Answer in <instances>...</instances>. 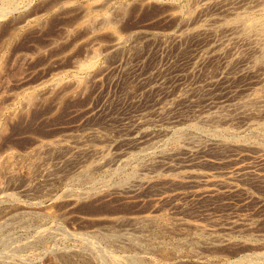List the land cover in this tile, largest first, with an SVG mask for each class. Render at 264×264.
I'll use <instances>...</instances> for the list:
<instances>
[{
	"label": "rangeland",
	"instance_id": "1",
	"mask_svg": "<svg viewBox=\"0 0 264 264\" xmlns=\"http://www.w3.org/2000/svg\"><path fill=\"white\" fill-rule=\"evenodd\" d=\"M59 2L44 10L43 0H18L0 18V115L20 110L42 84L67 88L57 106L46 102L29 121L6 123L0 173L13 158L17 176L0 174V264H264V67L245 75L264 55V22L245 30L244 20L263 15L264 0ZM89 4L98 6L93 19L111 14L94 37L73 31L86 19L77 10ZM111 32L121 40L114 47ZM89 61L95 66L77 69ZM246 109L252 115L241 118ZM35 138L55 148L25 178L23 151ZM204 160L217 164L193 169L217 191L206 199L191 196L182 174ZM132 169L183 184L157 183L124 203L68 206ZM83 172L91 178L79 181ZM151 208L155 225L132 222Z\"/></svg>",
	"mask_w": 264,
	"mask_h": 264
},
{
	"label": "bare ground",
	"instance_id": "2",
	"mask_svg": "<svg viewBox=\"0 0 264 264\" xmlns=\"http://www.w3.org/2000/svg\"><path fill=\"white\" fill-rule=\"evenodd\" d=\"M42 1V0H41ZM68 1V0H67ZM91 2L95 1V0H90ZM105 1V0H104ZM109 2V1H108ZM58 4L60 3L59 0H43V4L41 5L42 8L45 7L44 10H48V9H51L54 4ZM41 4V3H40ZM55 4V5H56ZM93 7L92 4H89ZM104 5V4H103ZM81 8L83 5H80ZM17 7H18V0H0V18L2 19H8L9 18V14L12 13V11L14 12V10H17ZM40 7V6H39ZM40 7V8H41ZM91 9L89 8H82L80 10H77L78 12H80V14L83 16V18H86L83 22V24L79 27H76L73 31L74 32H80L81 29H83L84 31H86L87 33H89L91 36L94 37V32L95 31H98L100 29H103L105 27H108L110 25V19L111 17L109 15L111 14H108L107 15H102L100 18H92L93 16V12L92 11H95V7H98L95 5V7H93ZM39 8V9H40ZM55 8V7H54ZM80 8V7H78ZM38 9V8H37ZM99 9V8H98ZM115 9V8H114ZM120 10V9H119ZM37 11V10H36ZM40 11V10H38ZM42 11V10H41ZM46 12V11H45ZM121 12L123 13V11L121 10ZM119 12V13H121ZM72 13V12H71ZM113 13V12H112ZM38 14V13H37ZM246 14V13H245ZM248 14V13H247ZM80 15V16H81ZM120 15V14H119ZM244 15V14H243ZM242 15V16H243ZM100 16V15H99ZM97 16V17H99ZM240 16V15H239ZM247 16V18H246ZM244 19L245 20V30H246V27L250 28L251 26H255V25H258L260 28L263 27V22L261 20V18L264 17V14L261 15V16H249V15H246ZM40 17V16H39ZM42 17V16H41ZM114 17V16H113ZM241 17V16H240ZM25 18V17H24ZM83 18L81 19L83 21ZM35 19V18H34ZM38 19V18H37ZM115 19V18H114ZM123 19V18H122ZM39 20V19H38ZM80 20V21H81ZM113 20V19H112ZM8 22V21H7ZM38 22V21H37ZM233 23L235 22L232 21ZM237 22H239L237 20ZM262 22V23H260ZM11 23L10 25L13 24V20H10ZM43 23V22H42ZM82 23V22H81ZM41 24V23H40ZM79 24V23H78ZM113 24V23H112ZM244 24V23H243ZM19 26V25H18ZM41 26V25H40ZM76 26V25H75ZM112 26V25H111ZM242 26V24H241ZM244 27V25H243ZM242 27V29H243ZM5 28V27H4ZM74 28V27H73ZM252 28V27H251ZM12 29V28H11ZM244 31V30H243ZM16 32V31H15ZM71 32V31H70ZM73 32V33H74ZM85 32V33H86ZM72 33V34H73ZM86 33V35H87ZM71 33H68L66 34L67 36H69ZM111 36V39H112V47L120 44L119 42L121 41L119 38L116 37L115 33L114 32H111L109 34ZM71 36V35H70ZM198 36V35H197ZM92 39V38H91ZM249 40V39H248ZM5 42V41H4ZM56 42V41H55ZM111 47V45H110ZM3 48V47H2ZM258 48V47H257ZM262 49V48H261ZM94 53V52H93ZM264 54V52L262 53ZM253 56V55H252ZM1 57V56H0ZM256 57V56H255ZM258 57V56H257ZM97 60V59H96ZM96 62V61H95ZM97 64V63H96ZM248 64V63H247ZM1 65V63H0ZM93 65V61H89L85 64H82V65H77L78 66V70H86V69H89V67H92ZM95 66V65H93ZM249 66V65H248ZM247 66V67H248ZM256 66L257 67H264V55H261L259 56L258 58L254 59L253 62H252V65L251 67L249 66L248 67V70H246L247 68H245V75L247 76H253L255 74V71H256ZM1 67V66H0ZM76 70V69H75ZM259 71V70H258ZM262 71V69H261ZM264 71V70H263ZM98 72V71H97ZM243 72V71H242ZM241 73V72H240ZM256 75V74H255ZM214 76V75H213ZM82 77V76H81ZM84 77V76H83ZM60 80V79H58ZM47 83V82H45ZM50 83V82H49ZM58 82H56L57 84ZM48 84V83H47ZM41 85V84H40ZM42 85H44L42 87ZM41 85V88L38 89V91L36 93H28L24 96V99L21 103V108L20 110H16L12 113H10L7 117L2 114L0 115V150H6V145L7 143H5L6 141H4V131H5V127H6V123H15V124H19V123H24V122H27L29 121L30 119L34 118V112L40 108L43 107V105L46 103V102H56V106L60 103V100L61 98L59 96L61 95H64L65 94V91L67 88L65 87H60L58 86L57 84V87H53V88H49V87H46L45 84H42ZM55 85V84H54ZM72 85V84H71ZM50 86V85H49ZM53 86V85H52ZM74 86H76L74 89H78L82 86V83L81 82H77L74 84ZM215 86V85H214ZM39 88V87H38ZM34 89V88H33ZM37 89V88H36ZM69 89V88H68ZM35 90V89H34ZM70 90V89H69ZM73 90V89H72ZM83 90V89H82ZM81 90V91H82ZM68 91V90H67ZM257 91V89H256ZM75 92V91H74ZM73 92V93H74ZM80 92V91H79ZM3 93V92H2ZM72 93V94H73ZM254 93V92H253ZM1 94V93H0ZM71 94V95H72ZM76 95V94H75ZM264 95V94H263ZM73 96V95H72ZM62 97V96H61ZM242 97V96H241ZM254 97V96H253ZM11 98V97H10ZM59 98V99H58ZM17 99V98H16ZM255 98H253L254 100ZM257 99V98H256ZM260 99V98H258ZM50 100V101H48ZM56 100V101H55ZM251 101V100H249ZM4 102V99L3 97L0 96V104H2ZM248 105L251 104V102L247 103ZM240 105H242V103H240ZM245 104L243 103L242 107H244ZM241 108V107H240ZM245 108V107H244ZM15 110V109H14ZM241 115L240 117L241 118H248L249 116L252 115V113L250 112L249 109H246L244 111H241ZM1 113V111H0ZM215 115V114H214ZM212 117V116H211ZM220 117V116H219ZM215 117H212L210 118L211 119H214ZM224 118V117H223ZM252 118V117H251ZM221 121V120H220ZM32 123V122H31ZM14 124V125H15ZM27 125V124H26ZM8 126V125H7ZM260 126V125H259ZM37 127V126H36ZM8 129V128H7ZM26 131V130H25ZM35 135V134H33ZM26 137V136H25ZM36 139V140H35ZM33 139L32 141V144L29 145V147L23 151V153H25L29 159V166L28 167H25L23 170H24V177L25 178H28V177H31V175L34 173L33 171L36 169V165H41L42 164V158H43V155L44 154H47L48 152L51 153V151L53 150L54 151V148L55 146L53 145L52 142H46V141H42V140H37V138ZM241 139V138H240ZM30 141V140H29ZM57 142V141H56ZM5 144V146H3ZM9 147V146H8ZM96 149V148H95ZM100 150V149H99ZM52 151V152H53ZM63 151V150H62ZM94 151V150H93ZM184 151V150H183ZM61 152V150H60ZM97 153H99L97 150L95 151ZM217 152V151H216ZM221 152V151H220ZM225 152V151H224ZM64 153V152H63ZM76 153V152H75ZM90 153V152H89ZM88 153V154H89ZM100 153H103L102 151ZM185 155H189L188 153H191V152H187L184 151L183 152ZM194 153V152H193ZM104 154V153H103ZM115 154V153H114ZM20 155V154H19ZM102 155V154H101ZM113 155V154H112ZM12 156V155H11ZM88 156V155H87ZM99 156V154H98ZM117 156V155H116ZM192 155H189L188 156V161H193L192 160ZM22 157V156H21ZM187 157V156H186ZM17 158V157H16ZM52 158V157H51ZM114 158V157H113ZM119 158V157H118ZM5 159V158H4ZM108 159H110V157H108V155H105V157L103 158L104 162L105 161H109ZM116 159V157H115ZM15 159L13 158H8V159H5V161L3 162V169L1 170L2 173H0L1 175L5 176V178H13L15 176H17V174L15 173L14 171V164L15 163ZM44 162V161H43ZM102 162V160L100 161ZM98 163V162H97ZM191 164L185 166V170L182 172V174L184 175L185 178H188L190 179V181H187V182H184V184H188L193 190L191 191V196H194L196 198H207V197H213L214 195H216L217 191L212 189L211 187L213 186V184L208 180V175H206L205 173H199L194 169V166H199V165H217L215 162H210V161H200L198 164L194 163L192 164V162H190ZM96 164V163H94ZM106 164V163H104ZM114 164V163H113ZM119 164V163H118ZM109 166V165H108ZM144 166V165H143ZM41 167V166H40ZM100 167V166H99ZM151 167V166H150ZM210 167V166H209ZM208 167V168H209ZM39 168V167H38ZM240 168V167H238ZM243 168V167H242ZM246 166L243 168L245 169ZM136 169V168H135ZM50 170V169H49ZM133 170V169H132ZM16 171H17V168H16ZM48 170L46 169V167L42 170V172L46 173ZM88 171V170H87ZM110 171V170H109ZM209 171V170H207ZM236 171V170H235ZM233 170V172H235ZM239 171V170H238ZM238 171H237V174H238ZM243 171V170H241ZM246 170H244L245 172ZM18 172V171H17ZM21 172V171H20ZM180 172V171H179ZM49 173V172H48ZM21 174V173H20ZM115 174V173H114ZM228 175V173H226ZM1 175H0V190H1V185H2V182L1 181ZM232 175V174H230ZM249 175V174H248ZM79 176V175H78ZM143 176V175H142ZM220 176V175H219ZM252 176V174H251ZM91 177L86 173V172H83L82 175L80 177H78V180L80 181H83V180H89ZM112 178V177H111ZM195 178H204L203 181H196ZM215 178V177H214ZM227 178V177H226ZM257 178V176H256ZM262 178V177H261ZM21 179V178H20ZM30 179V178H29ZM29 179H26V180H29ZM31 180V179H30ZM29 180V181H30ZM167 181V182H166ZM218 182V181H217ZM220 182V181H219ZM157 183H160L161 185H164V184H173V185H176V183L178 185H181L183 183H180L178 181H174L172 179H162V178H157V176L152 179V180H148V178H143L141 177L140 175H138L134 170L133 171H130L129 173H123V175L119 176V179H117L115 181V183L113 184L112 187L110 188H107L105 190H102V191H99V192H93V190H90L87 191L89 194H87V196H84V197H80V196H75L74 198H71V199H68L67 201L69 202H66L68 203V206H73L74 203H78V201H82V200H88L89 199H93L94 201H110L111 200H116L118 201L119 203L122 202H128L126 200L125 197H123L124 195H128V194H132V196L134 197L136 194H141L143 192H146V191H154L156 190V184ZM103 185V184H102ZM216 185L220 188V189H225V183H216ZM215 185V186H216ZM105 186V185H104ZM158 186V185H157ZM182 186V185H181ZM227 186V185H226ZM235 191V189H234ZM222 192H226V193H230V192H233L231 191V188H229L228 191H223ZM156 193V191H155ZM190 196V195H189ZM129 197V196H128ZM136 197V196H135ZM139 198V197H138ZM209 199V198H208ZM199 200V199H198ZM149 202V201H148ZM62 203V202H61ZM130 203V202H129ZM133 203V202H131ZM151 203V202H150ZM127 204V203H126ZM64 205V204H63ZM123 205V204H122ZM67 206V205H66ZM138 206V205H136ZM153 206V205H152ZM70 207V208H71ZM150 207V206H148ZM136 208V207H135ZM155 208V207H154ZM154 208L152 210H149V212L141 217H139V219H134L132 220L133 223H135L138 227H144L148 224H153L155 225L156 224V220H157V215L154 213L156 211H154ZM68 209V208H67ZM65 210L66 212L68 210ZM147 211V210H146ZM118 213H122L124 214L123 211H119ZM126 213V212H125ZM141 214V212H139ZM138 213V214H139ZM143 213V212H142ZM33 215V214H32ZM113 215H116V214H113ZM130 215V214H129ZM137 215V214H136ZM29 217V216H28ZM118 217V216H117ZM120 218V217H119ZM128 220V218L126 219ZM131 220V218H130ZM124 221V220H123ZM129 221V220H128ZM117 222H121L117 219H114L113 220V223H117ZM127 222V221H126ZM131 222V223H132ZM110 223V222H109ZM130 223V221H129ZM121 224V223H120ZM123 225V223H122ZM1 234V233H0ZM102 239H109L108 237L109 236H105V235H102L100 236ZM88 243V242H87ZM92 249V248H91ZM98 257V256H97ZM250 259V258H249ZM140 259L136 258V257H132V258H127L126 259V262L129 263V264H133L137 261H139ZM123 263V262H122Z\"/></svg>",
	"mask_w": 264,
	"mask_h": 264
}]
</instances>
